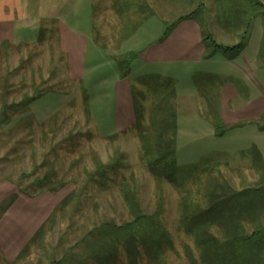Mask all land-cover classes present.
<instances>
[{"label":"rangeland","instance_id":"374dc122","mask_svg":"<svg viewBox=\"0 0 264 264\" xmlns=\"http://www.w3.org/2000/svg\"><path fill=\"white\" fill-rule=\"evenodd\" d=\"M27 1L23 15L43 18L2 42L0 183L18 190L48 172L45 188L63 182L59 192L79 193L15 264H101L96 254L109 257L105 264H131L125 235L114 228L133 218L122 185L153 217L152 229L141 225L136 235L165 231L178 252L168 251V264H189L182 245H193L178 230L179 201L181 192L194 197L201 170L219 162L210 170L233 188L264 185L252 160L256 148L264 161V0ZM125 25L136 26L127 33ZM37 90L44 93L22 108H5ZM170 92L173 182L149 172L133 128L136 104L147 113ZM96 160L105 164L99 173ZM140 254L135 264H150Z\"/></svg>","mask_w":264,"mask_h":264},{"label":"trees","instance_id":"16d2710c","mask_svg":"<svg viewBox=\"0 0 264 264\" xmlns=\"http://www.w3.org/2000/svg\"><path fill=\"white\" fill-rule=\"evenodd\" d=\"M134 8L132 5L130 9H117V13H128ZM186 17L188 15L179 19L183 20ZM135 26L125 25L127 33L131 32ZM126 30H124L125 34ZM43 31V27H39L38 40L40 41L44 35ZM206 39H209V36L205 37ZM214 43L216 47L234 48L223 47L221 44ZM3 45L4 43L0 48V60L1 55L5 54ZM236 47H239V45ZM43 93V91L37 90L32 97L26 96L18 103L6 105L5 108L10 109L11 112L12 109H20ZM3 110L0 117H3V112L5 113V110ZM133 128L136 130V135L140 141L141 159L146 163L149 172L159 181H175L174 173L170 172L174 165L177 135V112L174 93L170 92L158 100L147 113L145 108H141L140 105L136 104ZM45 133L46 131H42V138L46 136ZM43 155L45 156L46 152ZM252 160L253 166L258 168L264 176V161L260 151L256 148L252 151ZM95 163L98 173L99 170L103 171L105 169V164L101 161L96 160ZM224 164L227 163L224 162ZM219 165V162H215L205 166L201 170L200 176L193 181V186H198L196 191L198 195L195 193L193 197L190 194L186 195L187 193L181 192L178 230L193 245L192 247L187 242L183 243L184 257L189 261V264H264V185L258 184L255 187L235 189L219 172L215 173L210 170L212 167L216 170ZM34 174V171H31L28 176ZM25 176V174H22V177ZM52 182L51 174L46 172L40 178L35 177L28 186L19 185L18 191L28 196H35L45 192L54 193L65 186V183L61 182L56 187L45 188L47 184L51 185ZM30 187L34 189L33 192L28 191ZM129 188L122 185L121 192L124 203L128 204L132 211L133 218L128 222L116 225L114 228L125 235L126 251L130 263L135 264L137 257L142 252L150 264H168V251H177L174 249L170 236L165 231L158 229L148 231L142 236L136 235V231L141 225L150 226L151 228L153 217L141 211L137 198ZM78 193L75 190L68 193L37 230L29 243L20 251L16 259L12 262L3 260L4 263L15 264L21 258L27 256L34 243L44 237L47 226L54 223L55 216L62 212L68 205L67 203L71 200L73 202ZM15 197L16 195H12L0 204V215L9 207ZM97 227L89 230L88 234L93 233ZM113 254L112 250L110 257ZM96 257L101 264H105L103 260L109 258L97 254Z\"/></svg>","mask_w":264,"mask_h":264},{"label":"crops","instance_id":"0c3cea01","mask_svg":"<svg viewBox=\"0 0 264 264\" xmlns=\"http://www.w3.org/2000/svg\"><path fill=\"white\" fill-rule=\"evenodd\" d=\"M27 2L0 0V48L5 39L9 40L8 36L15 31L16 26L31 25L28 23L31 20L40 21L43 18L41 15H38V18L24 16L21 11L26 9L24 5ZM12 195H16L14 201L0 215V260L7 262L16 259L67 194L60 191L59 194L45 192L28 196L20 193L15 187L0 183V204Z\"/></svg>","mask_w":264,"mask_h":264}]
</instances>
